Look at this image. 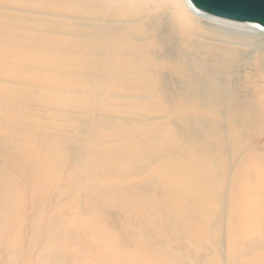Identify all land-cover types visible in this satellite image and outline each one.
<instances>
[{"label":"bare ground","instance_id":"bare-ground-1","mask_svg":"<svg viewBox=\"0 0 264 264\" xmlns=\"http://www.w3.org/2000/svg\"><path fill=\"white\" fill-rule=\"evenodd\" d=\"M0 264H264V28L0 0Z\"/></svg>","mask_w":264,"mask_h":264},{"label":"water","instance_id":"water-1","mask_svg":"<svg viewBox=\"0 0 264 264\" xmlns=\"http://www.w3.org/2000/svg\"><path fill=\"white\" fill-rule=\"evenodd\" d=\"M198 10L211 16L264 28V0H189Z\"/></svg>","mask_w":264,"mask_h":264}]
</instances>
